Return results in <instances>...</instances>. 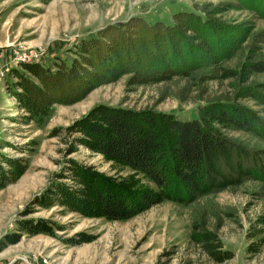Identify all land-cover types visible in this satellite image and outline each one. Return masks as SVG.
<instances>
[{"label":"rangeland","instance_id":"374dc122","mask_svg":"<svg viewBox=\"0 0 264 264\" xmlns=\"http://www.w3.org/2000/svg\"><path fill=\"white\" fill-rule=\"evenodd\" d=\"M204 5L213 8V21L246 28L254 36L251 46L264 52V0H0V167L14 159L18 169L25 168L0 188L2 263L184 264L192 259L194 264H264V222L257 221L264 214V183L248 181L217 194L241 220L221 228L225 258L213 261L200 248L189 247L191 221L184 203L166 199L121 220L97 214L90 185L98 179L128 189L156 185L144 173L87 148L82 132L72 127L98 105L152 106L181 119L198 118L203 102L195 94L186 101L172 92L162 95L173 84L151 82L134 68L139 62L143 73L153 71L154 52L166 56L174 46L169 34L145 30L141 21L173 25L179 12L203 16ZM127 49L129 56H140L130 60L133 68L122 66ZM115 61L119 70L111 67ZM237 62L232 58L227 64ZM67 67L73 69L70 76ZM224 69L217 67L212 82L221 90L234 80L224 76ZM135 73L139 80L129 79ZM254 78L264 83V73ZM37 89L44 97L38 108L29 109L27 101ZM240 102L264 119L263 102L253 97ZM228 130L264 148L261 137Z\"/></svg>","mask_w":264,"mask_h":264},{"label":"trees","instance_id":"16d2710c","mask_svg":"<svg viewBox=\"0 0 264 264\" xmlns=\"http://www.w3.org/2000/svg\"><path fill=\"white\" fill-rule=\"evenodd\" d=\"M202 8L203 16L177 13L173 25L141 21L139 24L145 30L160 29L169 34L166 38L174 46L166 56L155 50L153 71L143 73L139 62L134 68L151 82L167 80L165 83L173 84L170 89L166 86L162 95L172 92L177 99L186 101L195 94V100L203 102L198 118L181 119L152 106L137 109L98 105L72 127L82 132L80 140L87 148L144 173L156 185L153 190L128 189L98 179L100 182L90 185L97 214L109 220H121L166 199L184 203L191 221L189 247L200 248L208 259L219 261L225 258L220 230L229 220L240 223L241 217L235 207L220 203L217 194L234 191L248 181L264 183L263 146L234 137L228 130L250 132L264 140V119L240 102L253 97L264 103V92L260 89H264V83L254 78L264 73V52L251 46L249 41L254 36L246 28L236 29L222 21H213V8L208 5ZM227 33L235 38H228ZM176 43L181 47H176ZM125 54L122 66L133 68L130 60L138 61L140 56H129L128 49ZM120 57L116 55L117 62ZM232 58L238 59L237 65L227 64ZM117 66L116 61L111 65L115 70ZM219 66L225 67L224 76L234 77L227 90L212 84ZM66 70L67 76L72 75L73 69ZM138 75L135 73L129 79L139 80ZM41 80L47 86L44 77ZM90 81L94 82L92 78ZM101 83L90 85L85 92ZM41 93L37 89L30 95L27 108L32 105L38 108L39 100L44 97ZM15 161L8 159L6 167H0V188L24 172L25 168L18 169L20 162ZM257 221L264 222V214ZM261 233L258 230L255 234L257 240ZM184 264H194V260L188 259Z\"/></svg>","mask_w":264,"mask_h":264},{"label":"crops","instance_id":"0c3cea01","mask_svg":"<svg viewBox=\"0 0 264 264\" xmlns=\"http://www.w3.org/2000/svg\"><path fill=\"white\" fill-rule=\"evenodd\" d=\"M2 258H5L6 259V256L3 255V257L2 256L0 257V264H4V263H2V260H3ZM5 264H10V262H7V263L5 262Z\"/></svg>","mask_w":264,"mask_h":264}]
</instances>
